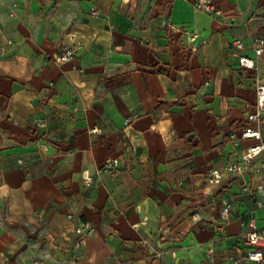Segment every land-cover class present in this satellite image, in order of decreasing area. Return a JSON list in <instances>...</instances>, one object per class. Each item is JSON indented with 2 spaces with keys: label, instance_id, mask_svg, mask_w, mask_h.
<instances>
[{
  "label": "crops",
  "instance_id": "obj_1",
  "mask_svg": "<svg viewBox=\"0 0 264 264\" xmlns=\"http://www.w3.org/2000/svg\"><path fill=\"white\" fill-rule=\"evenodd\" d=\"M210 1L219 17L196 0H0V264H206L209 248L233 264L249 219L264 231L226 169L264 73L232 44L264 38V0ZM108 158L118 172L97 176ZM82 222L95 233L76 251Z\"/></svg>",
  "mask_w": 264,
  "mask_h": 264
},
{
  "label": "built area",
  "instance_id": "obj_2",
  "mask_svg": "<svg viewBox=\"0 0 264 264\" xmlns=\"http://www.w3.org/2000/svg\"><path fill=\"white\" fill-rule=\"evenodd\" d=\"M194 8L213 18L219 17L222 14L220 3L210 0H196ZM197 37L198 35L191 37V42H195ZM206 43L207 41H203V44ZM232 47L239 52H243L249 47L253 52V57L244 54L239 55V64L245 70L256 73L259 71L261 59L264 57V38H252L248 45L242 40L237 39L233 42ZM76 52V49H67L57 56L56 62L60 65L66 64L75 57ZM35 127L39 130L45 129V120H37ZM242 127L243 129L240 135L235 132L229 134V143L235 154V160L230 162L226 169L229 173L238 175L243 179V192L248 194L257 208H263L264 183L252 187L248 179L252 176L257 178L264 177V73L256 82V103L254 110L247 114ZM248 140L253 141V143L244 146L243 143ZM40 147L43 150L48 149V145L45 142H41ZM257 161L259 162L258 165L256 164ZM119 164V159L108 158L97 170L96 175H115L119 170ZM222 177V173L219 170H212L207 174V181L211 185H219ZM84 181L90 185L93 182V178L89 174H86ZM232 209V203L225 202L223 204L214 224L217 231H225L226 226L231 222ZM247 227L249 231L242 236V242L247 247V250L240 259H232L233 264H240L242 261L247 264H264V231L257 229L254 217L249 219ZM94 233L95 228L90 222L80 223L75 230L77 239L74 242V249L76 251L81 249L82 240L92 237ZM205 259L206 264H215L214 248H209L206 251Z\"/></svg>",
  "mask_w": 264,
  "mask_h": 264
}]
</instances>
